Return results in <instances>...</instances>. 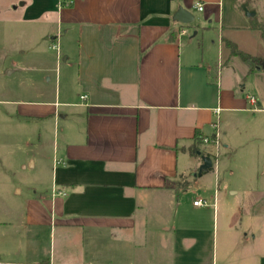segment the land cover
Here are the masks:
<instances>
[{
    "label": "crops",
    "instance_id": "obj_1",
    "mask_svg": "<svg viewBox=\"0 0 264 264\" xmlns=\"http://www.w3.org/2000/svg\"><path fill=\"white\" fill-rule=\"evenodd\" d=\"M9 5L52 26L66 75L53 97L0 100L4 133L34 122L39 151L19 168L32 183L0 185V264H264V146L247 148L264 140V71L223 44L264 63L250 28L264 0ZM179 8L197 22L174 21ZM214 123L215 148L201 142Z\"/></svg>",
    "mask_w": 264,
    "mask_h": 264
},
{
    "label": "rangeland",
    "instance_id": "obj_2",
    "mask_svg": "<svg viewBox=\"0 0 264 264\" xmlns=\"http://www.w3.org/2000/svg\"><path fill=\"white\" fill-rule=\"evenodd\" d=\"M10 1L0 0V100H42L53 97L56 88L62 90L64 87L63 76L66 75V69L60 57L55 60L60 55L59 48L47 35L52 31V26L23 21L20 16L21 9L10 7ZM193 15L195 23L197 16ZM186 31V38L200 50L201 35L191 37L193 29L188 26ZM260 53L264 59V50ZM59 65L60 68L56 67ZM4 109L0 105V185L11 184L22 188L32 183L35 178L34 172H22L19 168L28 155H38L37 127L32 121L22 123L14 135L7 136L4 132L12 126L5 119ZM60 129L61 125L56 131V143H59ZM50 140H53L52 133ZM262 146L264 140L254 142L247 148L261 149ZM45 152L47 157H51V143L42 146L40 154ZM44 161L46 162L45 158ZM48 161L50 162V158ZM44 180L41 179L42 186Z\"/></svg>",
    "mask_w": 264,
    "mask_h": 264
},
{
    "label": "trees",
    "instance_id": "obj_3",
    "mask_svg": "<svg viewBox=\"0 0 264 264\" xmlns=\"http://www.w3.org/2000/svg\"><path fill=\"white\" fill-rule=\"evenodd\" d=\"M250 28L258 31L260 34V37L262 41L264 42V25L261 23H257L255 21L250 23ZM224 46L228 49L229 54L231 56H237L239 57L242 61H250L254 68L257 69L259 68L261 71H264V63L257 57H252L248 54L243 53L240 51L235 44L231 43L228 40L223 41ZM199 150L197 149V143H194L192 147L190 148V154L195 155ZM202 155V154H201ZM208 156V155H206ZM203 173V172H202Z\"/></svg>",
    "mask_w": 264,
    "mask_h": 264
},
{
    "label": "water",
    "instance_id": "obj_4",
    "mask_svg": "<svg viewBox=\"0 0 264 264\" xmlns=\"http://www.w3.org/2000/svg\"><path fill=\"white\" fill-rule=\"evenodd\" d=\"M249 16H253V13H249ZM173 20L182 25H189L194 21V16L185 9L179 8L173 15ZM259 69V68H257ZM199 155V153H197ZM202 164L200 165L197 175L211 168V159L209 157L201 156Z\"/></svg>",
    "mask_w": 264,
    "mask_h": 264
},
{
    "label": "built area",
    "instance_id": "obj_5",
    "mask_svg": "<svg viewBox=\"0 0 264 264\" xmlns=\"http://www.w3.org/2000/svg\"><path fill=\"white\" fill-rule=\"evenodd\" d=\"M197 10L198 11H201L202 10V6L201 5H198L197 6ZM81 99H83V97H81ZM248 103L249 105L251 106L250 107V110L251 111H256L257 110V105H256V101H255V98L253 96H248ZM218 113V110L215 111V114ZM212 128L214 129V134L211 138H202L201 139V142L203 144H212L215 147H217L219 145V142H218V132H217V124L214 123L212 125ZM55 163H58L57 161H55ZM59 194H62V193H57V195ZM193 206L195 207H206L208 206L207 202L206 201H203V200H197V201H194L193 202Z\"/></svg>",
    "mask_w": 264,
    "mask_h": 264
}]
</instances>
